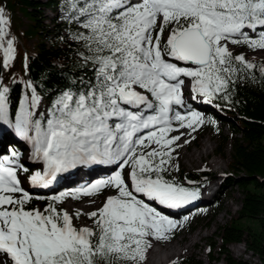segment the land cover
I'll list each match as a JSON object with an SVG mask.
<instances>
[{
	"label": "snow or ice",
	"instance_id": "snow-or-ice-1",
	"mask_svg": "<svg viewBox=\"0 0 264 264\" xmlns=\"http://www.w3.org/2000/svg\"><path fill=\"white\" fill-rule=\"evenodd\" d=\"M66 8L62 19L75 25L68 39L92 75L59 88L46 105L37 85L23 81L14 111L0 76V125L42 165L29 176L33 188L79 166L115 168L74 191L33 197L18 175L28 173L20 152L0 154V264H144L151 240L178 227L155 205L180 209L201 195L167 178L176 142L215 124L186 105V80L193 100L212 104L231 101L241 73L264 76V65L229 47L264 50V0H67ZM14 44L0 6V68H10ZM104 189L115 194L91 212L58 207ZM34 198L48 200L43 210L27 207ZM82 215L91 225L74 224Z\"/></svg>",
	"mask_w": 264,
	"mask_h": 264
},
{
	"label": "trees",
	"instance_id": "trees-1",
	"mask_svg": "<svg viewBox=\"0 0 264 264\" xmlns=\"http://www.w3.org/2000/svg\"><path fill=\"white\" fill-rule=\"evenodd\" d=\"M66 2L67 0H0V6L4 7L6 15L10 17V34L15 40L14 61L10 68H0V76H3L4 83L12 89L10 100L13 111L18 108L19 100L24 94L23 81L32 80L47 104L59 88L66 85L77 87L82 76L92 75L90 67L82 66L83 62L77 54L78 45L68 39V28H74L75 25L69 26L62 19L67 11ZM47 9L54 13L50 18L46 16ZM47 20L49 25L45 23ZM31 41H34L33 46L29 44ZM2 56L0 52V60ZM256 65H264V61L258 60ZM252 75L255 79L247 73L239 75L230 102L214 101L229 118L227 124L234 135L232 165L238 171L234 178L224 180L215 203L219 204L220 200L227 197V192L232 187L239 188L244 194L238 221H231L219 231L223 244L219 251L228 264H248L230 259L226 248L232 243L242 242L264 264V76L255 70ZM210 127L217 129L213 125ZM207 128L206 125L205 130ZM0 129L5 132L0 139V153L9 154V147L20 152L21 144L25 141L7 125H0ZM34 170L31 168L30 173ZM183 174L184 177L179 176L178 182H192V187L205 183L212 176V173L206 171H189ZM175 176V170L171 169L167 178L174 179ZM47 203L48 201H43L42 210ZM30 208H36V205L33 204ZM243 220L255 222V225L245 224ZM210 261H213L212 257ZM176 264L198 263L185 259Z\"/></svg>",
	"mask_w": 264,
	"mask_h": 264
},
{
	"label": "rangeland",
	"instance_id": "rangeland-1",
	"mask_svg": "<svg viewBox=\"0 0 264 264\" xmlns=\"http://www.w3.org/2000/svg\"><path fill=\"white\" fill-rule=\"evenodd\" d=\"M46 12V16L49 18L54 15L50 9H47ZM45 23L46 25L50 24L48 20L45 21ZM165 35H167V33ZM33 43L34 41H31L29 44L33 46ZM229 47L233 53L246 55L245 60L255 65L258 60L264 61V50L253 52L244 46L230 45ZM186 88H189L187 80L185 89ZM43 104L45 103L43 102ZM200 112L205 116L206 120L212 119L215 121V124L206 123L205 125L200 126L197 131L192 132L191 135H185V138L183 137L181 140L176 142L179 146L176 147L175 152H173L172 169L175 170L176 176L174 177V180L177 182L180 180L179 176L184 177L183 172L206 171L208 173H212V176L208 177V180H206L205 183H199L195 187H192L191 185H193V183H189V181L181 183L185 187L198 188L200 193L207 191L209 193L208 199L197 204L189 212L183 213V211H181V214H178V212L174 210L170 211L167 209H159L157 207L160 211L165 210V212L170 213L171 216L169 218L176 220L178 222V227L169 234V239L151 240V247L147 251L144 264H156L152 263V259L150 258L151 248L156 250L158 247L165 248L170 245L176 246L179 242L180 244L177 248L180 251L183 248L187 250H185L184 253L182 252V254H180V256L173 261L163 259L157 264H176L185 259H191L193 262L198 264H228L227 259L219 251V247L223 245L220 239L219 231L221 227L229 225L231 221H238L244 194L239 188L232 187L228 190L227 197L220 200V202H218L219 204L215 203V199L224 180L228 177L234 178L233 176L238 174V171L234 169V166L232 165L234 160L232 149L234 135L228 127L229 124H227L229 118L221 111L220 106L215 104L214 101L213 105L210 106V109ZM221 124L224 125L221 126ZM206 125L208 128L205 130ZM211 125L216 126L219 131L217 132L210 129L209 127ZM182 132L188 133L189 130L182 129ZM176 134L177 132L171 133L172 136ZM192 138L195 139L196 143H191ZM224 140L225 143H223ZM15 141H19V139H15ZM185 141L189 142L188 148L183 146ZM21 146L20 162L28 168V173H20L21 181L24 183V188L28 190L33 197H36L41 193L32 190L27 183L30 174H34V172L30 173V169L34 168L36 169L35 171L42 170V165L31 158L32 147L30 144H25L24 142ZM201 152L205 153V157L203 159L200 157ZM193 154L196 155V157L194 158V163H190L188 157ZM206 154L208 155L206 156ZM212 163H217L218 165H213ZM125 171H127V169H125ZM73 187L76 188V186ZM113 194H115L113 189H104L100 194L92 196L93 198H91V200H86L85 197H81L79 200L69 199L66 200L63 205H58V207L63 208L67 206L70 212L80 209L82 212L88 213L98 207H101L105 198L108 195ZM52 195H54L53 192L47 196L40 195V197L47 198ZM43 201L48 200L34 198L31 203L27 205V207L30 208L33 204H35L36 208L42 210ZM86 201H88V203L92 206L97 205L98 207L83 210L82 206L86 203ZM92 201H94V203ZM69 207H73L74 209L71 211ZM161 212L164 214L163 211ZM172 215L176 218H172ZM242 222L255 225V222L252 223L246 220H243ZM74 224L77 227H80L83 225H91V222L88 220L86 215H82L79 220L74 219ZM185 230H192V233L187 232L184 234ZM177 232H180V236L175 235ZM226 248L229 252L230 259L233 261H242L248 264H261V260L256 255L251 254L248 249V245L244 242L232 243ZM162 250H158L156 252H161ZM211 257L213 258V261H210Z\"/></svg>",
	"mask_w": 264,
	"mask_h": 264
},
{
	"label": "bare ground",
	"instance_id": "bare-ground-1",
	"mask_svg": "<svg viewBox=\"0 0 264 264\" xmlns=\"http://www.w3.org/2000/svg\"><path fill=\"white\" fill-rule=\"evenodd\" d=\"M184 94H185V101H186V105H189L191 106L192 108L196 109V110H199V111H207L208 109H210V106L213 105L212 104H206V103H203L202 102V98H198L197 100H193L191 98V92H190V89L189 88H184ZM182 132V129L180 130ZM179 132H177L178 134ZM176 134V135H177ZM174 135V136H176ZM180 135V134H178ZM184 137V136H183ZM182 137V138H183ZM185 138V137H184ZM27 144V143H25ZM208 154H206L207 156ZM196 157V155H191L190 157H188V160L189 162L191 163H194V158ZM200 157L201 159H203L205 157V153L204 152H201L200 154ZM213 165H218L217 163H212ZM95 171H99V170H95ZM95 174V173H94ZM97 175H94L93 178H95ZM78 176H71L70 177V183H72L73 185H76V184H80L81 183V180L79 178H77ZM28 186H30L29 184V180H28V183H27ZM30 188H32L30 186ZM71 188H75V187H71ZM33 189V188H32ZM215 189V188H214ZM208 195L209 193L206 191L204 193H201L199 199H197L195 202L185 206V207H182L180 209H168V208H165V207H162V206H159V205H155L156 207H158L159 209H167V210H170V211H176L178 212V214H181L183 211V213L185 212H189L191 211L197 204L205 201L208 199ZM86 200H91V198L93 197H85ZM90 202V201H89ZM88 201H86V203L82 206V209L83 210H87V209H94L96 207H98L97 205H91V204H87ZM71 209V211L74 209L73 207H69ZM161 211H165V210H161ZM170 214V213H169ZM180 244V242H179ZM179 244L177 243L176 246H167L164 248V250H162L161 252H156L155 250H153V248H151V254H150V258L152 259V263H158L160 261H162L163 259L165 260H169V261H173L175 260L177 257L180 256V254H182V252L184 253L185 250L187 249H181V251L177 248L179 247Z\"/></svg>",
	"mask_w": 264,
	"mask_h": 264
}]
</instances>
